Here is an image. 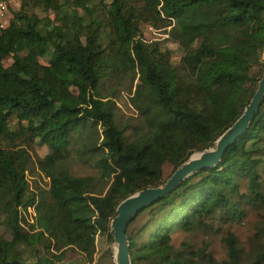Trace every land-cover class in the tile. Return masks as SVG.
Returning <instances> with one entry per match:
<instances>
[{"label": "trees", "instance_id": "16d2710c", "mask_svg": "<svg viewBox=\"0 0 264 264\" xmlns=\"http://www.w3.org/2000/svg\"><path fill=\"white\" fill-rule=\"evenodd\" d=\"M12 16L0 31V208L12 236H0V264H82L69 250L92 264L98 235L114 243L121 202L165 184L166 163L176 171L243 114L264 73V0H22ZM144 25L179 45V63L144 41ZM35 144L49 149L39 194L27 181ZM127 236L132 264H264V101L217 166L148 206Z\"/></svg>", "mask_w": 264, "mask_h": 264}, {"label": "water", "instance_id": "95a60500", "mask_svg": "<svg viewBox=\"0 0 264 264\" xmlns=\"http://www.w3.org/2000/svg\"><path fill=\"white\" fill-rule=\"evenodd\" d=\"M263 101L264 73L253 98L241 117L215 142L212 148L192 155L171 175L165 184L139 191L120 203L116 210V216L111 222L116 245L115 264H132L130 241L127 236V228L130 222L148 206L164 199L192 175L217 166L222 161L226 151L248 131L257 118Z\"/></svg>", "mask_w": 264, "mask_h": 264}, {"label": "rangeland", "instance_id": "374dc122", "mask_svg": "<svg viewBox=\"0 0 264 264\" xmlns=\"http://www.w3.org/2000/svg\"><path fill=\"white\" fill-rule=\"evenodd\" d=\"M0 1H3L4 3L7 4L8 10L11 13V15H12V12L19 11L22 5V0H0ZM106 3L110 6V4L112 3V0H106ZM52 17L54 18V16ZM142 31H143V39L146 43L148 44L158 43L164 49L170 50V52L172 53V60L175 63H179L183 55V51L179 47L178 44L171 42L168 39V36L164 34L163 31H158L149 25H144L142 27ZM100 34L102 38L104 39L110 36L111 30H110V26L107 23H104L102 25L100 29ZM198 45L199 43H196L195 46H198ZM263 61H264V55H263ZM10 62L11 60L6 61L7 65L10 64ZM42 63L47 64V60L42 59ZM10 123H11V127L14 130L18 128L17 121L10 120ZM24 140L25 139L22 138L18 140L17 143H21ZM29 150H30V156H31V162H30L31 170H29L27 173V181L29 184L30 191L35 192L36 194L47 192L48 187H49V181L41 172L37 171L36 162L40 159H44L49 154V149L47 146H38V144H35L33 148ZM163 171H164V180H168V178L171 177V175L175 171V167L171 163H166L163 167ZM32 216L33 217L35 216L34 210H32ZM5 218L6 217L3 214L2 209L0 208V236H2L6 240H11L12 236L5 224ZM27 219L28 220L31 219L30 213L27 215ZM139 223L135 224L133 228L138 226ZM25 228H28V226L25 225ZM20 250L26 251L27 249L20 248ZM108 250H112L113 252H115L116 251L115 243L111 242L108 236L106 235H98L94 263L100 264L101 257L103 256L105 252H108ZM84 259L85 258L79 251H74V250L68 251V254H67L68 262L79 261L82 264H84L85 263Z\"/></svg>", "mask_w": 264, "mask_h": 264}, {"label": "built area", "instance_id": "2783aa9c", "mask_svg": "<svg viewBox=\"0 0 264 264\" xmlns=\"http://www.w3.org/2000/svg\"><path fill=\"white\" fill-rule=\"evenodd\" d=\"M11 13L8 10V6L3 1H0V31L5 30L9 27L11 22ZM30 213H32V209L30 210ZM95 264V263H93Z\"/></svg>", "mask_w": 264, "mask_h": 264}]
</instances>
